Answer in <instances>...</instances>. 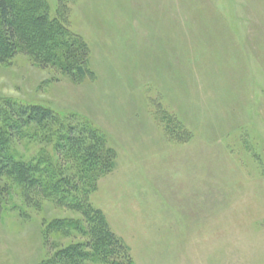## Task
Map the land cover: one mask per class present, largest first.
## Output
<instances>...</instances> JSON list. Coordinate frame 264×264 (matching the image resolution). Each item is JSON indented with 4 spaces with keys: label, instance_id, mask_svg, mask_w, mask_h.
Wrapping results in <instances>:
<instances>
[{
    "label": "rangeland",
    "instance_id": "rangeland-1",
    "mask_svg": "<svg viewBox=\"0 0 264 264\" xmlns=\"http://www.w3.org/2000/svg\"><path fill=\"white\" fill-rule=\"evenodd\" d=\"M12 1L31 9L22 24L44 15L88 57L84 77L43 55L0 62V103L60 120L12 143L45 184L25 196L0 178V264H54L70 247L91 254L84 264H117L91 247L102 226L60 203L59 172L96 183L89 215L103 214L132 264H264V0ZM75 118L105 137L108 173L58 151Z\"/></svg>",
    "mask_w": 264,
    "mask_h": 264
},
{
    "label": "trees",
    "instance_id": "trees-1",
    "mask_svg": "<svg viewBox=\"0 0 264 264\" xmlns=\"http://www.w3.org/2000/svg\"><path fill=\"white\" fill-rule=\"evenodd\" d=\"M27 11L31 12V9L26 7L21 10L12 0H0V62L13 59L20 53L37 55L39 58L43 55L45 64L84 77V64L88 57L84 44L77 37L68 36L65 28L63 30L55 24L49 25L44 15L32 13L30 20L22 24L21 16ZM67 36L76 46L67 43L65 40ZM73 120H69L70 124H67V127L62 125L59 127L58 151L66 154L77 153L84 166V169L79 170H87L89 173L96 170H100L101 173L111 171L115 167V161L107 149L105 137L91 123ZM59 124L58 115L47 107L22 105L8 100L0 103V178L5 175L17 178L23 186L25 196L31 195L36 186L45 184L44 180L36 177L34 169L22 160L16 159L11 151L12 143L14 140L16 142L31 136L32 130L52 132L54 126ZM53 176L57 178L54 186L60 192V203L72 209H85L86 220L90 224L102 226L104 235L98 234V237L103 238L100 242L103 245L91 247L102 253L103 257L114 258L117 264H132L130 248L110 230L103 214L91 211L92 214L89 215V205H86V202L90 192L96 189V183H92L85 173L76 175L77 178L75 176L68 178L60 172L58 176ZM97 178L98 176L93 182H96ZM75 190L81 194L78 201L74 199ZM68 226L75 230L79 229L76 223H70ZM93 232L95 231L90 230L91 236ZM89 254L79 248L70 247L57 252L54 264H84L86 258L92 257Z\"/></svg>",
    "mask_w": 264,
    "mask_h": 264
}]
</instances>
